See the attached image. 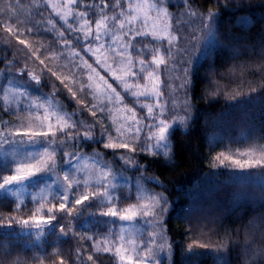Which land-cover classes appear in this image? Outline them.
<instances>
[{"label":"trees","instance_id":"1","mask_svg":"<svg viewBox=\"0 0 264 264\" xmlns=\"http://www.w3.org/2000/svg\"><path fill=\"white\" fill-rule=\"evenodd\" d=\"M50 2L19 0L17 7L16 0H0V8L6 9L12 4L16 17L10 19L11 12L0 13V88L7 81L14 80L25 85L31 93L49 95L52 91L55 82L47 74L37 83L26 74L10 71L6 62L20 60L24 63L26 53L24 46L18 45L15 38L5 31L7 26L14 30L18 26V30L23 32L32 26L31 19L40 20L41 16H30L35 12L34 4H40L43 18L52 19L57 29L63 31L66 26L62 27L63 21ZM90 2L82 0V3ZM163 5L171 16L172 29L180 35L175 18L185 8L190 6L189 10L204 16L215 13L209 23L215 35L197 44H188L186 50L178 54L179 60L185 59L183 66L190 70L191 79L187 97L183 91L179 95L183 102L187 99L192 104V110L187 126L176 125L170 131L171 157L151 155L140 152L138 148L132 156L135 165L124 162L121 168L132 173L134 179L139 174L148 185L166 196L170 206L165 213L164 224L172 246L170 264H264V165L240 168L233 164L219 165L215 159L227 147L234 151L252 150L260 158L264 153V0H163ZM75 9L86 11L82 6ZM243 17H247L248 22H241ZM89 19L94 23L95 18ZM183 19L188 20L189 17L184 16ZM191 20L194 23L187 31L200 27L196 17H191ZM68 23L77 27L73 20ZM54 35H22L21 38L27 39L33 49H40L43 53L41 59H45V63L63 77L60 68L67 59L64 51L68 49L59 47L60 42L53 39ZM159 43L166 47L165 43ZM145 45L158 47L149 37L134 41L135 48ZM183 45L181 42L179 46ZM72 47L81 49L75 41ZM166 64L168 68L162 70L165 94L169 90L167 73L171 77V60L167 59ZM29 67L34 65L30 63ZM172 76L175 77L174 73ZM110 81L121 90L115 80L110 78ZM56 83L54 96L68 113L78 108L79 99L92 104L89 95L81 96L78 91L77 101H74ZM69 86L72 87L71 82ZM129 99L131 106L136 107L133 99ZM0 116H8L2 104ZM74 116L78 123L80 119L93 122V118L83 110L74 112ZM70 141V144L67 141L69 147L66 149L65 145L56 144L58 155L63 154L64 149L72 151L78 148L82 153L98 155L102 161L114 165L119 163L112 157L118 150L104 148L106 140L99 136L98 130L97 135L91 138L81 136ZM5 172L6 168L0 164V176ZM123 189L119 188L118 194L120 202L126 204L130 198L124 196ZM95 209L94 204L87 203L71 215L58 210L44 212L45 217L55 215L57 220L45 228L44 235L39 238L35 233L26 232L22 223L37 214L38 202L26 198L18 203L15 197L0 194V264H59L61 257L66 264H115L112 253L94 250L91 240H84L78 229L84 220L94 217L98 220L92 222L96 230H105L99 215H91V211L97 212ZM72 217H75L74 224L78 227L69 228ZM59 224L65 226L68 235L59 232ZM78 250L82 257L80 260H77ZM89 255L93 256L92 261L87 260Z\"/></svg>","mask_w":264,"mask_h":264},{"label":"snow or ice","instance_id":"2","mask_svg":"<svg viewBox=\"0 0 264 264\" xmlns=\"http://www.w3.org/2000/svg\"><path fill=\"white\" fill-rule=\"evenodd\" d=\"M128 3L127 9H124L122 5ZM163 0H154V3L148 5L149 9L155 10L158 14L162 13L164 16H169L165 7H162ZM16 6H19V0H16ZM82 6L86 11H73L74 8ZM47 7V2L45 3ZM52 9L56 12V15L61 21H63L62 27L63 31L57 29L56 24L52 19L43 18L40 12V4H34L33 8L35 9L34 13L31 15L41 16L40 20L31 19V27H27L23 32L17 29L14 30L12 26H7L5 31L15 38V42L18 45L24 46V51L26 53L24 57V63H21L20 60H8L6 63L10 66V71H15L18 75L26 74L28 78L32 81L39 83L42 77L47 74V76L53 80L52 91L49 93V98L44 100H39V98H33V96H28L24 92L22 87H13L11 85H6L3 88H0V101L3 102L5 107L8 110L20 109L22 104H27L29 108L36 111L43 110V116L39 119V128L40 130H35L31 125H25L23 120L19 125H9L11 122H5L3 125H0V147L5 145L25 142H32L39 137H44L48 139V143L51 145L62 144L65 145V149L69 146L67 141L75 140L77 137L91 138L97 135V130L99 134L103 137H107L106 142H104L103 147L113 150H124L121 155V159L127 165H135V161L132 156L137 152L139 148L140 152H145L151 155H163L165 157L170 156V146L167 140V134L170 126L172 124H182L187 126L190 113L192 110V104L185 99L183 104L179 105L180 110L184 112V116L174 117L172 123H169L167 119H159V116L164 115V111L168 104H171L172 110L177 108V103L174 99L170 98L165 100L163 93L158 90L160 86V81L158 75L153 82L151 87L143 86L141 87L138 84H129L126 82L125 77L129 80L139 79L142 77L144 71L152 67V63H145L144 60L139 61V67L136 68L137 62L132 59L131 50H134L138 53H143L147 50L145 45L143 48H135L134 41L137 37L146 38L149 33L142 32L131 25V21L135 20V16H130L129 24L126 27L125 23L121 20V17H124L125 11L129 14L135 12L139 15L142 5H135L131 3V0H115L114 3L110 0H91L90 3H82V0H66L63 7L59 4H52ZM190 8V6H189ZM185 8L184 12L178 15L176 19V30L181 32V35L173 36L169 32L167 36L158 35L156 32H153L152 38L153 42L160 41L161 43H166L167 47L163 51L167 54L168 58L171 60L173 65L171 71L182 72V76L173 77L172 79L175 83H169L167 87L171 90L172 96L178 95L181 91L184 92L185 97H187V89L191 83L190 70L182 67V62L177 58V54L186 50L188 44H197L201 40L206 39L208 36H214L215 33L210 29L209 23L212 20L215 13H209L207 16L201 15L197 12ZM11 12L12 15L10 19H15V11L10 3L6 9L0 8V13ZM111 12L112 15H108ZM189 17L188 20H184L183 17ZM89 17L95 18V28L92 27V22ZM191 17H196L199 21L200 27L193 28L191 31H187V28L194 23L191 20ZM69 18L73 20L77 27H73L72 24L68 23ZM241 22H248L247 17L241 18ZM166 31V29H163ZM187 34L184 35L183 33ZM202 33L198 35L197 33ZM55 34L53 39L59 41V47L64 49H69L67 52V57L69 58V64L63 65L64 68L72 72L73 77L77 75L76 71H73L72 65H75V69L83 71L84 68H87L88 71H92L91 65L87 64V61L84 60V57L80 55L79 52L71 51L73 41L81 45V50L85 55H91L97 57V64H101L98 53L101 50L106 49L113 58L114 62L122 66V71L124 76H115V79L123 85L124 91L126 94H130L132 97L137 100L143 98L144 100H156L155 104H141V108L147 109V116L143 117V120L150 119L153 121L149 124H143L142 119H137L135 112L128 117L126 120L129 121L127 126V133L123 125L116 126L117 122L115 119L112 120V123L108 126H104V118L111 114V105L121 103L122 98L120 94L109 84L106 80H102L103 87L100 84H93L92 76L88 77L90 81L88 84L81 83L79 85V92L81 96L91 95L92 100L96 101L98 97H104L102 103H93L91 105L86 104L84 99L78 100V108L74 111L75 113L80 112L81 110L87 112L92 118L93 122L88 123L83 119L77 122V118L74 116V112L68 113L64 110H61L59 102L56 100L54 94L57 92V83L59 87L65 90L70 97L77 101V91H74L73 87L69 86V83L66 82V77H61L58 75L57 71L53 70V67L45 63V59H41L43 54L40 49H33L27 39H22V35H42V34ZM67 33V35H66ZM122 33V35H118ZM71 36V39H69ZM181 41L184 42L183 46ZM95 45V46H93ZM154 51L159 52V49H154ZM79 58L80 63L75 62V58ZM52 57H48L51 59ZM153 62L158 69L160 66L168 68V65L165 63L163 57L157 59L156 56H153ZM34 65L30 68L29 64ZM16 65H19L18 67ZM104 67H108L105 62ZM38 69V70H37ZM111 71V68H109ZM153 72H149L148 76L152 77ZM133 89H137L134 91ZM255 91V89H253ZM159 113V116L157 115ZM98 115L100 119H96ZM52 118H55V125L51 122ZM115 127V137H113L110 129ZM143 128H147L148 131L145 135L141 136ZM83 129V131H81ZM134 137L132 140H127V136ZM127 141V142H125ZM72 148V147H71ZM64 149L63 156L67 159L75 161L73 173L83 172L84 168L80 166V161L85 159V154L77 148L72 151H66ZM14 151V149H13ZM57 150L55 148H45L36 156H29L27 158H20L14 164L12 171L0 179V189H8L11 191L13 186L23 185L30 178L37 176L42 172L57 173L58 174V161H57ZM131 154V155H129ZM223 156V159L221 158ZM99 157L94 155L93 158ZM219 161V165H224L226 161H230L233 165L239 166L240 168L244 167H253L264 165V153H261V159H237L231 156H227L224 153H221L215 157ZM111 165L103 161L102 164L98 165L99 174L96 177V184L98 185L97 190L84 191L83 194L76 195L74 188H79L81 182L76 180L73 174L64 173L63 174V193L58 194L60 197V202L52 203L48 207L47 211L53 213L54 210L60 212H67L71 215L74 211L78 209L76 206L85 204L86 202L94 199H106L112 201L114 197L110 193V189L117 187L114 183L111 182L110 169ZM107 181V185L105 184ZM83 186L85 188L89 187V180H83ZM140 191L143 190L142 183L137 184ZM50 188V187H49ZM18 189L16 192H13V195L18 194ZM44 189H41V200L45 199L43 196ZM72 193L73 199H71L70 205V195ZM36 199V197H33ZM154 204L151 205L152 211H145L143 215L145 217H163V214L167 211V201L164 197L153 196L152 197ZM41 208L44 207L43 203L40 205ZM141 207H149L147 205ZM100 215L104 217L118 218L119 220L129 221L133 220L138 213L131 209H124L121 211L115 204L107 207L106 211H102ZM29 220L34 222V226L37 229H40L44 224H52L57 220L55 215L48 216H37L35 213L29 217L28 220L22 221L23 224L27 225ZM161 220H157L156 224L162 227ZM152 222L151 220L149 221ZM123 231V229H121ZM59 232L63 235H68V232L65 229V226L61 225ZM41 232H38L37 235H40ZM157 233H149V239L144 243L143 247L147 250V253L150 256H155V249L153 248V243ZM84 240H94V237L84 236ZM123 240V236L120 237ZM107 240L98 241L93 246L96 248V251H103L108 253L111 251V248L104 246L102 249L99 245H106ZM206 247L205 245H201ZM140 245L133 244V250L135 251L139 248ZM165 245H159V249L162 250ZM170 248V245H167ZM116 255L119 257L121 262L127 260L132 262L133 258L131 255L125 256L121 254V249H116ZM82 259L80 256L79 250L77 251V260ZM88 261L93 260V256L89 255L87 257ZM59 264H66V261L61 257ZM134 264H148L147 259L141 257L140 253L137 252V257Z\"/></svg>","mask_w":264,"mask_h":264},{"label":"rangeland","instance_id":"3","mask_svg":"<svg viewBox=\"0 0 264 264\" xmlns=\"http://www.w3.org/2000/svg\"><path fill=\"white\" fill-rule=\"evenodd\" d=\"M51 5L52 4H59L61 7L64 6L66 0H50ZM131 3L135 7V5L139 4L142 5V9L137 15V13L133 12L129 14L127 11H125L124 17H121V20L125 23L126 27L129 24L130 16H135L136 19L131 21V25L135 27L136 29L149 33L148 37L151 41H153L152 33L156 32L158 35L167 36L170 32L171 35L176 36L180 35L179 33L175 32L172 29V19L171 16H164L162 13L158 14L155 10L149 9L148 5L154 3V0H131ZM124 9H127L128 3H124L122 5ZM162 7H164L162 3ZM73 11H76L74 8ZM79 12V11H76ZM108 15H112L111 12L108 13ZM69 20H72L69 18ZM68 20V21H69ZM91 21V20H90ZM75 24V23H74ZM77 25V24H76ZM78 26V25H77ZM92 27L95 28V23H92ZM163 29H166V31H163ZM118 35H122V33H118ZM142 38V37H137ZM136 38V39H137ZM160 41H156L158 47L151 48L147 46V50L144 51L140 55H136L133 50H131L132 59L137 62L136 68L139 67V61L144 60L145 63H152V67L147 68L142 77L139 79H133L129 80L127 77H125V80L129 84H138L141 87L148 86L151 87L153 82L156 79V75L159 77L160 86L158 87V90L163 93L164 99L169 100L170 98L174 99L177 103V108L175 110H172L171 104L166 107L164 111L163 116H159V113L157 115L159 116V119H167L169 123H172V120L174 117L184 116V112L180 110L179 105L183 104V97H181L179 94L176 96H172L171 90L169 89L167 94L163 91V68L164 66H160L158 69L156 68L154 62H153V56H156L157 59L163 57L165 63L167 62L168 56L163 51L165 47L159 43ZM183 42V41H181ZM166 44V43H165ZM95 46V45H93ZM167 47V44H166ZM138 48V47H136ZM154 49H159L160 51H154ZM73 52H79L81 56L84 57V60L87 61L88 65H91L92 71H88L87 68H84L83 71H79L75 69V65H72L73 71L77 72V75L73 77L72 72H70L68 69L60 68L63 71V77L67 78L68 83L71 82L72 87L75 91L79 92V85L81 83L88 84L90 81L88 80V77L92 76L91 83L100 84L101 87H103L102 80H106L109 84L112 85V87L116 90L117 93L120 94V97L122 98L121 103L113 104L111 105V114L106 116L104 118V126L108 127L112 120L115 119L117 124L116 126L123 125L125 132L127 133V126L129 121L126 120V117L130 116L132 112H135L137 119H142L143 117L147 116V109L141 108V104H155L156 100H144L143 98L137 100L136 98L132 97L130 94H126L123 88V85L119 83L118 80L115 79V76H124V72L122 71V66L118 63L114 62L113 58L111 57V54L106 50H101L98 53L99 59L101 61V64H97V57L89 55H85L79 47H72L70 49ZM68 50H65L64 53L67 56ZM150 51H152V54H150ZM66 61L64 65L69 64V58L66 57ZM177 58H179L177 54ZM76 63H80L79 58H75ZM107 63L108 67H104V63ZM182 67L183 64L185 65V59L181 60ZM170 70L172 69L173 65L171 64ZM109 68H111V71H109ZM185 68V67H184ZM149 72H153L154 75L152 77L148 76ZM173 72L171 71V77L172 73H174L175 77L180 76L182 72ZM115 73V76L113 75ZM168 76V83H175V81ZM110 78L115 80L117 84L120 85V88L115 87V85L110 81ZM11 85L13 87H22L24 92L27 93L28 96H33V98H39V100L48 99L49 95L43 94V93H31L27 87L17 81L9 80L4 85ZM136 91L137 89H133ZM2 94V93H0ZM124 94V95H123ZM92 99L91 95H89ZM132 98L133 102L136 104V107L131 106L130 99ZM129 99V101L126 102V100ZM104 101V97H98L96 101L92 100L93 103H102ZM132 103V102H131ZM3 105L4 110L8 112V118L5 116H0V125H3L5 122H11L9 127L11 125H19L21 123V120H23V123L25 125H31L35 130H40L39 128V119L43 116V110L36 111L34 109H31L28 107V105L22 104L20 106V109H14V110H8L2 101H0V105ZM61 108V107H60ZM61 110H64L61 108ZM65 111V110H64ZM67 112V111H65ZM98 118L101 117L98 115ZM51 122L55 125L56 121L55 118H52ZM150 119L143 120V124H149L152 123ZM176 125L185 126L182 124H172L168 130L167 134V140L169 142L170 146V152H171V139H170V131L173 127ZM113 137H115V127H112L110 129ZM148 129L143 128L141 132V136L145 135L147 133ZM100 136V134H99ZM134 137H131L130 135L127 136V140H132ZM105 140H107V137L105 136ZM71 141L68 142L70 144ZM127 142V141H125ZM45 148H55L57 150V153L59 152L57 149V145H51L48 143V139L44 137H39L35 139L32 142H25L23 144L20 143H14L9 144L8 146L5 145L3 147H0V164L3 165L6 168L5 174H2L0 176V179L8 173L12 171V168H14V164L17 162L20 158H27L29 154L31 156H36ZM14 149V151H13ZM124 150H118L115 154L112 155V157L116 158V160L119 162L117 165H114L112 162H108L111 165L110 169H106V171H110L111 176L110 180L112 183L117 185L116 188L110 189L111 195L114 197L112 201H108L106 199H94L86 202L85 204H94L95 211H91V215H99V220L104 221L105 230L104 231H97L95 228V225L92 224V222H97L98 220L94 217L91 219H86L80 224V228H78L84 236L88 237H94V240H91V244L94 245L98 241L101 240H107L106 245H99V247L102 249L104 246H108L111 248L110 253H112L115 256V264H134L137 252L140 253L141 257L147 259L148 264H170L172 259V246L170 244V241L168 239L167 232L165 230V213L163 214L162 220L161 217H145L143 215V212L145 211H152L151 205L154 204V201L152 199L153 196H163L164 199L168 202L166 196L163 192L156 189L153 186L148 185L147 181L142 180L141 176L137 174L136 178H132V173H130L125 168H121L122 164L124 165V161L121 159V155ZM223 153L227 156H231L237 159L245 160V159H261L258 157V155H255L252 153V150L247 149H237L234 151L233 148L227 147L223 151ZM85 154V153H82ZM131 155V154H129ZM170 156L166 158H170ZM86 158L80 161V166L85 169L83 172L73 173L74 171V165L75 161L71 159H67L63 156V154H57V161H58V174L57 173H49V172H42L39 173L37 176L30 178L28 181H26L23 185L19 186H13V188L10 190L8 189H0V194H8L10 196H13L17 199L18 203L24 202L26 198H30L36 202H38V212L37 216H45L44 212H48V207L51 206L54 201H60V197L58 194L63 193V174H73L76 180H79L81 182V186L79 188H74L73 191H75V194L78 196L80 194H83L84 191H90V190H97L98 185L96 184V177L99 174L98 165L102 164V160L98 158H93V155L85 154ZM165 157V156H164ZM257 157V158H256ZM223 159V156L221 157ZM225 164H232L230 161H226ZM224 164V165H225ZM88 179L89 180V187L85 188L83 186V180ZM138 180L143 185V190L140 191L138 188ZM107 181H105V184L107 185ZM50 187V188H49ZM124 188L122 191L124 192V196L126 198H130L129 201L124 204L123 202H120L121 196L118 194L119 188ZM44 189L43 196L45 199L41 200V189ZM17 189L18 194L13 195V192H16ZM70 195V205H71V199L72 193H69ZM33 197H36V199H33ZM43 203L44 207L41 208L40 205ZM112 204H115L118 209L123 211L124 209H131L133 211H136L138 215L133 219L129 221L119 220L118 218H111L106 217V219L102 218L100 216V213L102 211H106L107 207L111 206ZM84 205V204H83ZM83 205L76 206L78 209L77 211H74L72 214H75L79 212V208ZM100 205V206H99ZM147 205L149 207H141ZM170 204L167 203V210L169 208ZM75 217H72L70 219L71 223L69 225V228L78 227L74 224ZM152 221L151 223L149 221ZM157 220H161L162 227L158 226L156 224ZM52 224H44L41 226L40 229H37L34 226V222L29 220V223L25 225V231L28 233H35L37 237H42L44 235V230L47 227L52 226ZM61 224H59L60 226ZM123 229V231H121ZM38 232H41L40 235H37ZM149 233H157L162 234L157 235L155 237V241L153 243V248L155 249V256H150L147 253V250L143 247L144 243L148 241L149 239ZM123 236V240L120 239V237ZM133 244L140 245L139 248H137L135 251L133 250ZM165 245V247L160 250L159 245ZM167 245H170V248L167 247ZM121 249V254L128 256L131 255L133 260L132 262H129L127 260L121 262L119 260V257L116 255V249ZM93 249L96 250V248L93 246ZM102 251V250H101Z\"/></svg>","mask_w":264,"mask_h":264}]
</instances>
